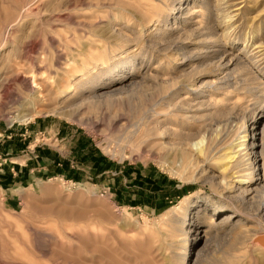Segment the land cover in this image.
Returning <instances> with one entry per match:
<instances>
[{
    "label": "rangeland",
    "instance_id": "rangeland-1",
    "mask_svg": "<svg viewBox=\"0 0 264 264\" xmlns=\"http://www.w3.org/2000/svg\"><path fill=\"white\" fill-rule=\"evenodd\" d=\"M258 235L264 0H0V264H264Z\"/></svg>",
    "mask_w": 264,
    "mask_h": 264
},
{
    "label": "bare ground",
    "instance_id": "bare-ground-1",
    "mask_svg": "<svg viewBox=\"0 0 264 264\" xmlns=\"http://www.w3.org/2000/svg\"><path fill=\"white\" fill-rule=\"evenodd\" d=\"M209 50V49H208ZM221 61V60H220ZM60 83V82H59ZM92 83V82H91ZM60 85V84H59ZM95 84L94 83H92V84H89V86H87V84H77V88L78 89H81V90H83V91H85V90H91V88H93V86H94ZM45 86V85H44ZM71 86V85H70ZM36 87V86H35ZM40 87V86H39ZM42 87V86H41ZM25 88V87H24ZM38 89V88H37ZM58 89V88H57ZM107 88H106V86H103L100 90H95L94 92H93V94H95V95H97L98 94V96H103V95H105L106 93L103 91V90H106ZM57 91V90H56ZM55 91V92H56ZM71 91V90H70ZM42 92V91H41ZM53 93V92H52ZM69 93V92H68ZM54 94V93H53ZM42 96V95H41ZM44 96V95H43ZM56 96V95H55ZM67 98V97H66ZM55 99V98H54ZM64 101V100H63ZM167 102H168V104H167V108H169V107H172V109H174V110H176L179 114H181L185 119L187 118V114L189 113L188 112V110H187V105H185V103L183 102V101H181V100H179V101H173V99L172 98H169L168 100H167ZM189 115V114H188ZM168 125V124H167ZM165 132H169V130L168 129H165ZM241 132V131H240ZM251 134V133H250ZM157 135V134H156ZM242 136V135H241ZM209 137V136H208ZM247 137H248V134H247V131L245 130L244 132H243V136L241 137V141L239 142V144L237 145V148H238V150H236L235 152H234V154L233 155H236V157H237V159H238V161H237V165L239 166V167H241L240 166V164H241V158H242V154H243V152L244 151H247L250 147H252V145H251V142H249L248 143V141H247ZM251 140V139H250ZM180 145L182 146V147H184V148H186V147H188V146H190L191 145V141H190V139L189 138H186V139H184V140H182V142H180ZM206 146V145H205ZM185 152V151H184ZM201 152H202V154H203V156H209L212 152H210V147H208V148H205V149H203V150H201ZM248 153V152H247ZM252 155H254L252 152H251V150H250V152H249V155H248V159H249V161H247V162H244L243 163V168H242V170H243V172H244V174H245V177H246V179L245 180H242V183H244V184H246V185H248V186H251V185H253V184H255L257 181L259 182V180H260V177H258V174H257V171H258V169L256 170V166H255V164H254V160L251 162L250 160H252L253 158H252ZM202 156V157H203ZM232 157V156H231ZM235 157V158H236ZM186 157H184V159H185ZM206 158V157H205ZM233 158V157H232ZM231 158V159H232ZM183 159V160H184ZM232 163V162H231ZM225 166V165H224ZM226 167V166H225ZM239 172V171H238ZM240 173V172H239ZM231 176H233V175H231ZM238 177V176H237ZM241 178V177H240ZM239 181V180H238ZM239 183V182H238Z\"/></svg>",
    "mask_w": 264,
    "mask_h": 264
},
{
    "label": "water",
    "instance_id": "water-1",
    "mask_svg": "<svg viewBox=\"0 0 264 264\" xmlns=\"http://www.w3.org/2000/svg\"><path fill=\"white\" fill-rule=\"evenodd\" d=\"M255 243H258L261 247H264V235H258L255 239H254Z\"/></svg>",
    "mask_w": 264,
    "mask_h": 264
}]
</instances>
